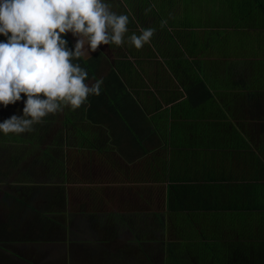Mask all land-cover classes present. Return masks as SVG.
<instances>
[{"label": "crops", "instance_id": "0c3cea01", "mask_svg": "<svg viewBox=\"0 0 264 264\" xmlns=\"http://www.w3.org/2000/svg\"><path fill=\"white\" fill-rule=\"evenodd\" d=\"M105 2L124 44L77 62L135 111L71 123L61 185H0V264H264V0Z\"/></svg>", "mask_w": 264, "mask_h": 264}, {"label": "clouds", "instance_id": "9594fccd", "mask_svg": "<svg viewBox=\"0 0 264 264\" xmlns=\"http://www.w3.org/2000/svg\"><path fill=\"white\" fill-rule=\"evenodd\" d=\"M128 24L129 17L112 11L105 0H0V35L6 37L0 41V105L26 97L23 116L4 120L0 132H31L49 114L65 107L75 111L89 96H99L103 80L86 83L88 72L77 61L102 44L123 46ZM166 25L162 20L160 27ZM155 31L141 29L129 41L142 49ZM68 33L77 38L74 50L64 39Z\"/></svg>", "mask_w": 264, "mask_h": 264}, {"label": "trees", "instance_id": "16d2710c", "mask_svg": "<svg viewBox=\"0 0 264 264\" xmlns=\"http://www.w3.org/2000/svg\"><path fill=\"white\" fill-rule=\"evenodd\" d=\"M0 41H6V37L0 35ZM79 63L88 72L86 83L98 80L96 60H82ZM102 80L101 94L89 96L81 108L73 111L65 107L62 112L49 114L42 123L34 125L31 132L7 135L0 132L1 186L38 184L47 188L53 183L61 185L67 167L62 154L67 144L70 124L87 121L106 126L108 121L113 123L119 118L123 120L128 111H135L137 103L116 71L113 70ZM24 100L26 97L6 108L0 105V123L12 115L23 116ZM46 195L50 198V191Z\"/></svg>", "mask_w": 264, "mask_h": 264}, {"label": "rangeland", "instance_id": "374dc122", "mask_svg": "<svg viewBox=\"0 0 264 264\" xmlns=\"http://www.w3.org/2000/svg\"><path fill=\"white\" fill-rule=\"evenodd\" d=\"M123 5H124V4H121V3H120L119 7H124ZM127 5H129V4H127ZM122 9H124V8H122ZM124 13H125V10H124ZM113 45H114V44H113ZM114 47L117 48L115 45H114ZM90 82H91V81H90ZM91 84H92V83H91ZM73 142H74V141H73Z\"/></svg>", "mask_w": 264, "mask_h": 264}]
</instances>
